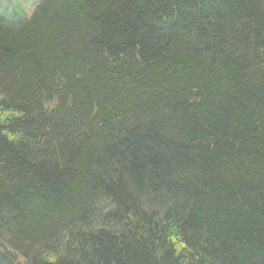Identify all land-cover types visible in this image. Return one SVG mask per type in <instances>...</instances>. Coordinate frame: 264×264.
I'll list each match as a JSON object with an SVG mask.
<instances>
[{
    "label": "trees",
    "instance_id": "trees-1",
    "mask_svg": "<svg viewBox=\"0 0 264 264\" xmlns=\"http://www.w3.org/2000/svg\"><path fill=\"white\" fill-rule=\"evenodd\" d=\"M0 264H264V0H0Z\"/></svg>",
    "mask_w": 264,
    "mask_h": 264
}]
</instances>
